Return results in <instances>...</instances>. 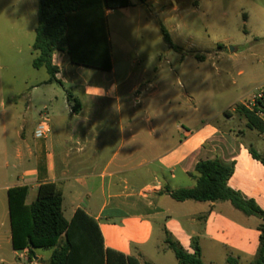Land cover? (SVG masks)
I'll return each mask as SVG.
<instances>
[{
    "label": "crops",
    "instance_id": "1",
    "mask_svg": "<svg viewBox=\"0 0 264 264\" xmlns=\"http://www.w3.org/2000/svg\"><path fill=\"white\" fill-rule=\"evenodd\" d=\"M113 12L105 11L112 70H81L83 66L73 64L65 49L53 57L59 68L56 80L50 82L49 76L29 87L28 110L36 108L39 99L42 104L37 114L26 113L11 155L4 151L7 174L0 180V264H7L5 251L10 248L17 260L26 253L12 247L8 190L29 187L27 204H32L39 186L46 182L56 183L62 190L65 218L66 210L70 212L67 220L78 209L84 210L98 221L105 248L137 257L142 264H146L149 247L158 253L173 252L168 241L194 254V240L203 264H218V260L229 264V259L235 264H251L261 235V224L258 232L247 224V218L254 216L245 215L229 201L179 202L171 191L194 187L196 165L218 159L226 165L234 163L229 186L264 211V165L250 152L256 148L245 142L241 132L215 123L192 129L174 119L170 130L158 111L154 119L144 117L145 107L139 110L141 102L133 101V96L138 98L142 94L138 90L147 91L145 84L154 82H146L143 75L131 81L133 71L118 79L109 30ZM23 51L19 49L20 54ZM55 83L61 88H55ZM90 87L101 91L94 95L98 90L87 92ZM68 96L78 101V111ZM227 111L230 119L239 118L234 108ZM42 112L51 117L50 132L46 138H37ZM181 114L186 117V111ZM240 217L246 219L244 225ZM155 238L158 242L153 246Z\"/></svg>",
    "mask_w": 264,
    "mask_h": 264
},
{
    "label": "rangeland",
    "instance_id": "2",
    "mask_svg": "<svg viewBox=\"0 0 264 264\" xmlns=\"http://www.w3.org/2000/svg\"><path fill=\"white\" fill-rule=\"evenodd\" d=\"M131 2L133 5L128 8L114 10L109 30L118 79L133 71L135 77L131 81L143 75L146 82H154L151 86L145 84L147 91L138 90L142 93L138 98L136 94L133 96V101L141 102L139 110L145 107L144 117L154 119L158 111L170 130L174 119L192 129L203 123H215L241 132L245 142L264 156L262 135L248 129L244 117L238 115L241 121L225 115L240 101L248 103L254 95L264 92V0ZM38 6V0H0V180L7 174L4 151L11 155L26 113L37 114V107L41 109L39 99L38 106L28 110L29 87L50 76L45 68L33 67L36 56L32 48L36 37L33 29L38 24ZM161 24L182 53L166 44ZM197 55L205 59L200 60ZM54 86L60 89L62 85ZM183 110L185 118L179 115ZM27 126L31 129L32 125ZM69 217L67 209L66 218ZM244 220L239 218L241 225ZM247 220L251 229L258 232L262 221L257 217ZM157 242L155 238L153 246ZM52 253L36 250V257L42 258L33 264H49ZM5 254L7 264H19L12 248ZM144 261L178 264L172 251L158 253L152 247L147 248ZM218 264L225 262L218 260Z\"/></svg>",
    "mask_w": 264,
    "mask_h": 264
},
{
    "label": "trees",
    "instance_id": "3",
    "mask_svg": "<svg viewBox=\"0 0 264 264\" xmlns=\"http://www.w3.org/2000/svg\"><path fill=\"white\" fill-rule=\"evenodd\" d=\"M142 4L149 0H138ZM38 25L33 51L35 69L45 68L56 80L59 68L54 65V55L67 50L73 64L110 71L113 68L106 10H117L131 6L130 0H38ZM166 44L177 52L178 47L167 28L161 24ZM186 53L185 55H190ZM197 58L204 60L205 57ZM74 110L78 111V101ZM230 111H225L229 116ZM234 113L244 117L248 128L264 137V100L254 109L244 103L234 108ZM252 156L264 165L256 149L250 148ZM195 171L197 183L192 188L171 191V197L179 202H225L247 216L259 218L260 246L251 264H264V211L258 204L229 186L234 173V163L226 165L218 159L200 161ZM29 187L17 186L8 190L12 247L26 251L30 260L36 259V250H52L49 264H142L137 257L105 248L98 221L78 209L69 221L63 212V192L56 183L46 182L39 186L36 200L27 204ZM180 264H203L201 249L193 241L194 254L187 253L177 242L168 241ZM229 264L236 261L229 259Z\"/></svg>",
    "mask_w": 264,
    "mask_h": 264
},
{
    "label": "built area",
    "instance_id": "4",
    "mask_svg": "<svg viewBox=\"0 0 264 264\" xmlns=\"http://www.w3.org/2000/svg\"><path fill=\"white\" fill-rule=\"evenodd\" d=\"M264 100V92H260L254 95L248 103H245L249 109H254L258 106L260 101ZM51 117L47 112H42L40 114L39 122L35 130V136L37 138H46L50 132ZM39 131V134H38ZM36 260H30L28 252H26L20 259L19 264H33Z\"/></svg>",
    "mask_w": 264,
    "mask_h": 264
},
{
    "label": "clouds",
    "instance_id": "5",
    "mask_svg": "<svg viewBox=\"0 0 264 264\" xmlns=\"http://www.w3.org/2000/svg\"><path fill=\"white\" fill-rule=\"evenodd\" d=\"M93 89L98 90L97 92L94 93V95H98V94L100 93V91H101V90L98 89V88H91V87H90V88L87 89V92H89L90 90H93ZM38 134H39V131H38Z\"/></svg>",
    "mask_w": 264,
    "mask_h": 264
}]
</instances>
